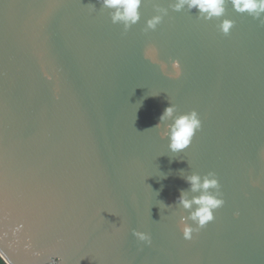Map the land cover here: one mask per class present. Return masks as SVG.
<instances>
[{"label":"water","instance_id":"obj_1","mask_svg":"<svg viewBox=\"0 0 264 264\" xmlns=\"http://www.w3.org/2000/svg\"><path fill=\"white\" fill-rule=\"evenodd\" d=\"M169 2L125 30L99 0H0L4 264H264V17ZM170 102L201 120L177 153L154 128ZM181 170L214 172L225 201L191 240Z\"/></svg>","mask_w":264,"mask_h":264},{"label":"clouds","instance_id":"obj_2","mask_svg":"<svg viewBox=\"0 0 264 264\" xmlns=\"http://www.w3.org/2000/svg\"><path fill=\"white\" fill-rule=\"evenodd\" d=\"M99 2L103 8L110 10L112 23L122 24L125 30L140 20L139 9L143 0H99ZM169 3L175 11H181L185 6L189 11L195 8L198 11V16L205 20L219 18L226 11V0H170ZM231 3L237 12H247L254 19L264 17V0H231ZM167 12V8H158L157 14L146 21L145 30L156 29ZM232 26L233 21L225 18L219 27L227 35ZM154 128L163 129L162 136L168 140L169 150L177 153L191 144L196 131L201 128V120L196 110L177 114L175 105L170 102L161 113ZM180 174L190 186L191 193H199L198 195H192L190 198L188 190L180 189L177 197L176 204L187 211V215H181L180 217V228L184 239L191 240L194 232H198L200 228L215 219L214 210L223 206L225 201L220 193V184L214 172H208L201 176L197 172L185 175L181 170ZM161 203L164 208L171 207L163 202ZM133 235L139 241L151 243V236L147 232L133 230ZM60 261V257H55L53 264H60Z\"/></svg>","mask_w":264,"mask_h":264},{"label":"trees","instance_id":"obj_3","mask_svg":"<svg viewBox=\"0 0 264 264\" xmlns=\"http://www.w3.org/2000/svg\"><path fill=\"white\" fill-rule=\"evenodd\" d=\"M0 264H4V262L1 260V258H0Z\"/></svg>","mask_w":264,"mask_h":264}]
</instances>
